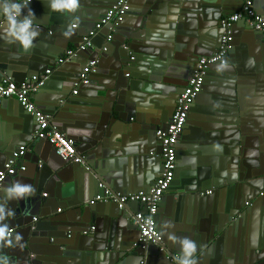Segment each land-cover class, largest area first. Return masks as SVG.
I'll return each instance as SVG.
<instances>
[{
	"label": "crops",
	"instance_id": "1",
	"mask_svg": "<svg viewBox=\"0 0 264 264\" xmlns=\"http://www.w3.org/2000/svg\"><path fill=\"white\" fill-rule=\"evenodd\" d=\"M84 1H87L88 5L83 6V10L86 9L93 12L96 10L95 5L97 0ZM149 1L150 0H131V4L134 7L137 6L140 8V5ZM45 2L48 8H50V0ZM154 2L163 5L165 9L163 12L160 11L155 14L150 22L147 21L145 27L139 26L136 28L138 24L136 16L127 15V22L123 23L124 25L116 34L112 60L115 58L114 55H118V48L116 47L123 42H130L131 38L128 36L129 31H133L135 28V30L141 29V34L135 36L136 43H139L140 46L154 51L158 48L156 45L166 44V48L160 50L157 54L162 55L163 51V54L167 56L163 59L158 57L160 60L154 61V63H156V69L160 73L159 78L149 77L151 67H147L146 62H140L139 65L136 62L134 65H129L127 68V73H129L130 76L134 75V77L132 76L127 80L128 78H126V75H120L121 81L124 83V80H127V85H129V92H127L126 95L127 98L118 97L117 93L114 94L113 92L107 95L105 93V85L112 86L109 79L113 74L112 65L116 62L106 60V64L103 65L104 69H100L99 75L92 78L91 84L80 85L78 87V92L74 94L73 91L76 89L75 85L79 82L80 69L83 67H81V63L85 60L83 55L79 56L78 54L72 61L63 65H56L55 68L53 67L54 73L52 72L49 76L50 78L47 81L46 87L41 91L33 93V96L31 95V101L36 108L47 113V111L50 110V108L47 107L55 104L54 100H56L55 102H58L60 107L63 105L65 107H62V110H56L53 115L54 118L59 116V119L62 121L61 124L64 127H71L74 126L75 122H64V114L69 116L68 118L70 119L74 117H83L86 121H93L94 119L99 120V117H95L92 105L96 100L102 99L103 104H111L112 108L117 106L120 111L125 110L130 114H138L141 109H144L146 114V117L142 118L144 121L151 118L153 120L155 116H161L164 113L162 119L169 125L172 103L175 97L177 96L178 98L179 94L183 91L184 85L188 81L186 77L191 74V71L197 63V59L201 57H210L217 51L220 22L227 15L239 10L240 0H165V2L155 0ZM254 7L258 13L264 16V0H254ZM79 8L74 13L78 14ZM39 11L41 13H34L36 16L34 19H39L40 16L45 14L43 11ZM83 14L84 24L90 26V20L87 18L88 15H86L84 11ZM170 14L174 19L169 20ZM73 24L78 25L77 21H73L70 25L71 31L78 29V26H76L77 28H73ZM165 26L166 31H169L171 34L168 37L169 40L162 38L161 32ZM1 27L2 26H0V52L2 51L6 54L19 52L22 48L20 44L9 42L5 38L7 27L4 28L3 31ZM49 29L50 28H48L47 31H49ZM53 31L52 36H55V34L57 35L53 38L49 35V32L46 34L40 31L39 36L33 41V47L27 50V52L30 53L22 55L26 58L31 56V53L39 56L36 60V64L38 65L37 69H39L37 72L39 73H42V70L48 65L46 54L51 55L54 53L56 57L59 51H63V45L65 41H67L65 38L69 37V39L76 42L79 41V36L76 34L65 37L66 32H63L61 28L58 29L56 27ZM233 35V41L237 47L234 51L235 67H228L227 71L230 73L224 76L225 78L215 71L210 74V77H207V84L204 92L199 95L197 105V112L199 115H203L204 119H200L199 115L197 116V127H194L195 125L192 123L193 120L188 116L190 119L188 118L186 131H188V133H197V131H199L203 134V137H194L192 141L181 145L180 148H178L179 150H177L179 156L187 160V164L183 170V180L177 179L179 182L177 186H188L198 175H209L208 177L213 178V176L218 173H221L219 176H223L231 172L233 176V182L231 184L216 188L217 192L214 197L209 200L208 198L202 200L203 206L199 208L196 215H194L193 212L199 203L195 201L193 196L192 198H188L186 211L182 217L184 222H187L188 219L189 221L193 219L198 221L199 219H211L216 213L218 219L220 218L221 222L223 220L224 225H226L230 222L231 217L234 216H231V212L236 214L233 217V220L235 219V224L231 226L230 232L227 228L229 233L226 238L220 241L221 248L219 259L213 264H230L229 262L233 260L235 256L240 255L243 257L249 255L250 245L253 248L262 247L259 243L264 239V196L262 197L259 194L261 191H264V189L251 190L245 194L242 199L238 196V188L242 185L259 183V178H254V176H256L254 174L259 173L260 170H264V34L258 33L253 29L251 30L243 21H240L235 24ZM134 43L133 41L132 45L137 47ZM93 44L94 48L96 46L103 47L106 41H104L102 36L97 35L93 39ZM73 48L76 47H74L72 43H69L68 49ZM90 55L91 57L89 58L94 59L93 54ZM154 59H156L155 56H149L145 60L149 62ZM26 69L27 67L22 68V66H19L17 70L13 72L12 76L16 79H21L24 75L19 72L22 70L25 72ZM179 74H184V77L181 79L180 76H178ZM52 76L53 79H51ZM150 78L157 80H150ZM231 80L234 81L232 85L228 82ZM171 81L184 84L181 86V91L178 95L174 93L175 88L173 87L174 85H171L173 84ZM165 85L169 87L166 93L173 94L169 99L158 94V90H163ZM176 88H178V86H176ZM217 88L223 92L218 94ZM94 93H97L100 97H96ZM216 100H218L219 104L217 113L212 111V105ZM161 107L162 109H160ZM222 107H226L227 109L224 110V113L230 115V118L234 119L233 122H229L232 123L231 126L223 123L221 115ZM20 109L19 102L15 99H8L0 106V169L6 159L5 152L11 154L21 145H25L29 148V152L25 159L27 169L25 172H20L13 179L12 184L19 182L21 184L31 185L35 189L33 195L23 198L24 210L21 214L26 213V215H28L29 212L37 214L40 204L44 202L50 204L55 202V200L50 196V192L46 188L48 184L42 181L43 171H48V169L45 168V163L43 161H40L42 167L37 165L36 156L33 154L30 144L35 142L36 152L44 156L45 159H48L50 163L55 162L59 157L52 153V155L50 154L52 158H47L50 150L49 146L45 145L44 141H38L33 134L34 132L32 133L36 126L34 120L29 121L27 117L22 119L17 116ZM159 109L161 112L156 115ZM109 114L110 118H112L114 115L117 117L119 112L110 111ZM189 114H191V112ZM49 115L53 120V116L51 114ZM138 117L141 119V116ZM109 122V131H112V137L111 140L107 139V146L117 150L116 144L120 142L122 152L127 160L125 163L118 162V167L117 169L115 168L114 171V173L120 174L116 177V180H121L122 191H131L140 189L141 187L142 189L147 187L149 185L147 181H154L155 177H158L162 171L161 161L155 157L156 152L159 151V146L155 142L156 131L158 129H164L161 127V122L158 125L156 124L152 130H149L153 133H146L143 129V125L134 123V120L130 121L131 124L129 125L119 121ZM59 127L61 128V126ZM31 133L33 135L30 144H28L25 140L29 137L28 135L31 136ZM229 133L233 136L234 140L229 141L226 138ZM81 137L83 139L87 138L85 136ZM91 138L93 139L92 135ZM20 139L23 140L21 141ZM99 143L100 141H98V139L94 140V147H97ZM82 145L85 149L89 146L87 143ZM102 152H106V149H102ZM236 157L240 162V168L239 165L232 166L233 160ZM91 158L97 159L96 157ZM92 168L94 167L92 166ZM104 168L105 165L99 166V170H103ZM40 169L42 171H40ZM246 173H249L247 179L245 178ZM217 180L220 181L221 179L218 178ZM66 185L71 186L72 184L70 182H67V184L60 183V185L53 186V188L58 190ZM5 186L6 184L3 185L0 191V206H3L7 201L9 203L10 200H15L7 196V188ZM69 191H71L70 188ZM178 193L179 192L175 193L174 198V193H165L163 196L164 203L162 202L163 207L168 209L174 206ZM236 198L242 201V208L240 211L236 210L233 206V202ZM243 199L247 202L249 201L252 206H248L247 202L243 204ZM126 208H128L130 212H137L139 210V207L135 204H129ZM159 209L163 211L164 208L159 206ZM58 214L59 216H69L70 218L74 216L71 208H59ZM19 217L18 221L22 222L23 217ZM167 219L168 218L165 216V219L159 224L164 235L166 236L168 234L176 237L178 233L180 238L181 233L177 229L182 226V223H175ZM99 220L101 222L98 221L97 223L100 222V226L102 224L104 227L102 230L103 238H110V236L113 238V243L110 246L113 251H109L108 253H119L125 245V241L121 237V232L118 231L116 226L112 230L113 219L110 218L107 213L99 216ZM173 223L174 226H172ZM94 226L95 224L91 227ZM9 228L15 229V226H10ZM159 229L160 228H158V231L160 233ZM223 229H226V227L224 226ZM175 232L177 233L174 234ZM15 233L16 230L13 235ZM256 252L257 254L255 257H264V250L259 251L258 249ZM205 259L207 262H211L212 258ZM205 259L201 261L202 264ZM88 262L90 264L96 263L95 261ZM102 262L105 264L103 260Z\"/></svg>",
	"mask_w": 264,
	"mask_h": 264
},
{
	"label": "water",
	"instance_id": "2",
	"mask_svg": "<svg viewBox=\"0 0 264 264\" xmlns=\"http://www.w3.org/2000/svg\"><path fill=\"white\" fill-rule=\"evenodd\" d=\"M24 0H12L13 3H20L23 4ZM47 0H30V3L27 4L26 7L23 8L22 15H27L28 10H32L34 13H41L39 10L43 11L45 14L43 16H40L39 19L33 18V28L37 29L39 32H44L52 36L53 29L54 28H61L63 32L68 33V35H65V37L71 36V35H78L79 41H74L72 39L65 38L67 41L64 43L63 51H59L58 56L55 57L54 53L51 55L46 54L48 62L47 67L42 70L44 72L46 69L52 67H56L54 61L62 56L64 52L68 49V44L72 43L74 47H78L79 44L82 43L83 38L88 34V32L95 26V24L107 13L108 9L116 3L117 0H95L96 10L88 11L83 10V6L88 5L87 1L79 0V10L77 13H63V12H52L50 11V8H48L46 2ZM94 1V2H95ZM155 0H150L149 2H145L142 5H140V8L137 6H132L130 2V9L127 13V15L133 16L135 15L138 19L137 27H145L147 24V21H151L155 14H157L160 11H164L165 7L163 5L156 4L154 2ZM162 2H165V0H160ZM170 1V0H169ZM161 4V3H160ZM39 9V10H38ZM99 10V11H98ZM83 11L86 13L88 20H90V26H86L84 24L83 18L84 14ZM99 15H98V14ZM232 14V13H231ZM126 15V17H127ZM36 17V16H35ZM125 19L116 27V30L114 32L113 38L109 43H106L104 46H106V50H102V46L100 47H93L85 52L78 53L79 56L83 55L85 57V60L81 63V67L85 66L91 58L90 54H93L94 59L97 60V71L91 75L90 80L92 82V78L96 75H99L100 69H104L103 65L106 64V60H112L113 57V47L115 46L114 41L116 39V34L118 33L119 29L122 28L124 25L123 23H126L127 20ZM4 19L3 25H1L2 31L4 28L7 27L6 18L3 17L2 14H0V20ZM163 19V18H162ZM174 19L173 16L170 14L169 20ZM73 21H77L76 26H78L77 30L71 31L70 25ZM220 21V20H219ZM240 22V21H239ZM237 22V23H239ZM235 23V24H237ZM243 23H245L243 21ZM76 24V23H75ZM39 26V27H36ZM235 26V25H234ZM49 31H47L48 28ZM74 28V27H73ZM77 28V27H76ZM135 28V29H136ZM82 29V30H81ZM133 30L129 31V38H131L130 42L122 44H119L118 47V55H114V59L112 62V76L110 77V83H112V86L105 85V93L109 95L110 93H114L118 95V97H122L126 99L127 92H129L127 85V80L131 78L134 75H131L127 73V68L129 65H134V63L140 64V62H146L147 67H151V71L149 73V77H155L159 78L160 73L156 69V63L154 61H159L160 59L165 58L167 55L157 54L160 52V50H163L166 48V44L162 45H156L158 48H156L154 51L151 49H148L146 47L140 46L139 43H136L135 36L138 34H141V29L139 30ZM251 29V28H250ZM234 30V27H233ZM252 30V29H251ZM220 31V28H219ZM257 32V31H256ZM109 33L108 28L103 29L101 32H99L98 36H102L104 38V41H106V37ZM261 33V32H258ZM162 38L165 40H169V36L171 35L169 31H166V26L163 28L162 32ZM264 34V33H261ZM57 35L55 34L56 37ZM81 38V40H80ZM137 46L135 47L133 44ZM219 42H220V33H219ZM94 45V44H93ZM113 45V46H112ZM140 46V47H139ZM219 46V43H218ZM232 49L229 51L227 55V60L225 64H213L209 65L207 68V76L204 83L203 91L205 89V86L207 84V77H210V74L212 72H218L220 76L225 78L224 76H227L229 71H227L228 67H235V58H234V51L237 48L235 42L232 43ZM21 47V46H20ZM102 47V48H101ZM50 51V50H48ZM51 52V51H50ZM30 52L25 51L23 48L18 52H15L13 54H6L4 52H0V82L3 79H11L17 83H23L28 81L33 75L38 74L39 69H37L38 65L36 64L37 57H39L37 54L31 53V56H28L27 58L22 55H27ZM89 54V55H87ZM149 56H155L156 59L153 61H146L145 59ZM133 57V59H132ZM160 59H159V58ZM111 58V59H110ZM92 60V59H91ZM199 59H197L196 62H198ZM164 62V60H163ZM232 63V64H230ZM197 64V63H196ZM19 66H22V68L27 67L26 71L22 70L19 72L20 74H23L24 76L21 79L14 78L13 72L17 70ZM196 67V65H195ZM194 67V68H195ZM83 68V67H82ZM80 69V72L82 70ZM194 70V69H193ZM193 70L191 71V74L186 77V80L190 78V76L193 73ZM54 73V72H53ZM127 73V74H126ZM80 74V73H79ZM120 75H126L128 78L127 80H124V83L121 81ZM180 78L182 79L184 77V74H179ZM53 79V76L51 77ZM154 78H150L152 80ZM49 80V79H48ZM157 79H154L156 81ZM226 80V79H225ZM126 81V82H125ZM90 82V84H91ZM229 84H234V81H228ZM171 85H174L175 88L174 93H177V95L181 91V86L184 84L177 83V81H171ZM47 84V82H46ZM46 84L39 90H43L44 87H46ZM187 84V83H186ZM184 85V87L186 86ZM131 85V84H130ZM221 85V84H219ZM178 86V88H176ZM166 87V88H164ZM163 90H158V94L166 97V99L170 98L173 94L166 93V90L169 89L168 86H164ZM168 88V89H167ZM108 89V90H107ZM201 92V93H202ZM223 91L218 90L217 93L221 94ZM96 97H100L97 93H94ZM200 95V94H199ZM33 96V95H32ZM31 96V97H32ZM9 99H15V98H9ZM198 99L199 96L194 101L192 107H191V114H189V117L193 120L194 127H197V116L198 114ZM8 99H5L6 101ZM16 100V99H15ZM176 100L177 96L175 97L173 103H172V111L170 113V118L172 117V114L174 112L175 106H176ZM17 101V100H16ZM55 104L49 105L47 108H50V111H47V114L54 115V112L56 110H62L63 106H59L58 102H55ZM68 102V101H67ZM2 105V104H1ZM0 105V106H1ZM20 105V103H19ZM103 104L102 99L96 100L93 103V110L95 117H99V120H93V121H86L83 117L81 118H68L69 116L64 114L65 120L64 122H75L74 126H67L64 127L61 124V120L59 119V116L54 118L53 116V122L59 127V129L66 133V135L69 138H72L76 143V149L78 153L83 157V161L79 163H74L69 160H64L62 157L58 156L55 152L54 147L45 140L38 139L35 135L37 125L36 121L34 119V116L27 113L26 110L20 105L21 109L17 113V116L24 119L27 117V119L34 120L35 121V127L32 133L35 135V137L38 139V141H44L45 145H48L50 150L47 155V158H52L50 154L54 153L59 157V159L55 160V162H49L48 159H45L44 156L39 155L35 150V142L30 144L31 136L25 140L30 144L31 149L33 150V154L36 156V162L39 167H42V164L39 165L40 161H43L45 163V168L48 169V171H43V177L42 181L44 183H47L48 186L46 187L47 190L50 192V196L54 198L55 202L46 204L45 202L43 204L39 205L38 213L33 214L31 212L28 213V215L21 214V212L24 210L23 208V198L10 200L2 206L5 209V217L3 220H0V226L7 225L8 228L10 226H15L16 233L11 236L8 240L9 242H5L3 244H0V261L6 260L7 264H90L88 261L96 262L95 264H103L102 260L105 264H140L142 260H145L146 264H177V260L180 256V246L178 243L174 242L173 240L169 239L170 235H164L163 230L161 227H159V224L162 220L165 219V216L168 218V221H174L175 223H182L177 230L180 231L181 237L180 238H189L191 240H194L197 244V252L195 255V259L197 261V264H202L201 261H203L205 258H212L211 262H207L205 259L203 264H213L214 262H217L219 259V253L221 248V239L226 238L227 234L231 230V226L235 224V219L233 220V217L236 215L233 212L230 219V222L228 224L224 225V222L221 219L216 216V213L212 216V218H206L204 220L199 219L198 221L196 219L190 220L188 219L187 222H184L183 215L186 211L187 206V199L193 198L196 202L199 203V205L194 210V215L198 213L199 208L203 206L204 199L208 200L212 197H214L216 194V188H219L220 186H224L227 184H231L233 182V176L231 172L219 176L217 175L213 176V178L208 177L209 175H198L196 176L193 182H191L188 186L185 185H178V180H183V170L184 167L187 164V160L184 157L179 156V153L177 151V170L174 177L173 182L171 183L168 191L166 193L172 192L173 198L175 196L176 192H179L176 196V202L174 206H171L170 208L163 207L162 202L164 203V197L162 198V201L160 203V207L164 208L163 211L159 209V212H157L155 218L158 223V228H160V234L162 240H160L158 245L154 244H148L143 245L139 243L140 239V232L138 229V226L133 221V216L135 212H130L128 210L127 205L129 204H135L139 207V210L146 211L145 207L140 205L138 202L129 203L127 204L123 209H119L118 205L113 202L105 203L97 201L93 204L90 202L93 201V199L98 195H104L107 191L110 192H119L121 194L125 193H138L139 191L143 192H149L152 186L155 184L158 177H155L154 181H147L149 185L145 188L137 190H131V191H122L121 188V180H116V177L120 174L114 173L115 168L118 167V162L125 163L127 160L124 157V153L122 152V146L121 143L116 144V149H111L109 146H107L108 140H111V133L112 131H109V124L111 122H122L124 124H131L130 121L134 120V123H140L143 125V129L146 133H153L149 130H152L156 124H160L161 127L164 129L167 128L166 121L163 118V114L161 116H155V118L152 120L147 119L146 121L142 120V118L146 117L145 110L141 109L138 114H130L126 112L125 110L120 111L117 106L112 108V105ZM219 108L218 100L212 105V111H215L217 113ZM162 109V107L160 108ZM158 110L156 112V115L161 112V110ZM226 107H222V120L223 123H226L227 125L231 126L233 122V118H230V115L225 114L224 110H226ZM119 112V115L116 117L115 115L110 118L109 112ZM45 112V111H44ZM46 113V112H45ZM141 116V119L138 117ZM153 117V116H152ZM188 117V118H189ZM200 119H204L203 115H199ZM189 118V119H190ZM218 118V117H216ZM107 119V120H105ZM228 121V122H227ZM158 122V123H157ZM166 124V125H165ZM188 124V121H187ZM186 127V126H185ZM158 128V127H157ZM160 128V127H159ZM156 129V128H155ZM193 130V129H192ZM91 135L94 140L98 139L100 141L99 145L97 147H94V140L91 138ZM193 135V136H191ZM81 136L87 137L86 139H83ZM194 137H203V134L197 131V133H188L186 129H184L182 135L180 136L181 141H179L177 145V150L180 148L181 145L188 143L189 141H192ZM226 138L231 141L234 140L233 136L229 133ZM100 139V140H99ZM21 141L23 139H20ZM93 140V141H92ZM155 142L159 146V151L156 152L155 157L159 161H161L162 170H163V160L161 157V144L160 141L155 136ZM88 144L89 146L85 149L83 148L82 144ZM47 146V147H48ZM27 147V146H26ZM101 147V148H98ZM94 148V149H93ZM93 149V150H92ZM102 149H106V152H102ZM1 150V149H0ZM16 150V149H15ZM29 150V148H28ZM4 152V151H3ZM29 151H27L28 154ZM51 152V153H50ZM7 157L10 156L9 153H4ZM26 154V156H27ZM26 156L24 159H26ZM91 157H96L97 159H93ZM111 158V159H110ZM5 159V160H6ZM106 161V162H105ZM4 164V163H3ZM105 165V168L103 170H99V166ZM238 166L240 168V162L238 161L237 157L233 160L232 166ZM92 166L94 168H92ZM40 171H42L40 169ZM162 172V171H161ZM19 173L9 176L8 179L5 181L4 184H6V188H8L13 183V179L18 175ZM161 174V173H160ZM246 179L249 177V173H246ZM254 178H259V183L255 184H249V185H242L238 188V196L242 199L245 194H247L251 190H262L264 189V170H260L259 173L254 174ZM220 178L221 180L218 181L217 179ZM67 182H70L71 186H64L58 190H55L53 186L60 185V183L67 184ZM146 183V184H147ZM101 185V186H100ZM228 186V185H227ZM69 188L71 191H69ZM183 192V193H180ZM210 192V193H207ZM214 193V194H213ZM237 193V192H236ZM213 194V195H212ZM260 196H264V191H261ZM33 195V194H32ZM211 195V196H210ZM210 196V197H208ZM60 199V200H57ZM243 204H246L247 201L243 199ZM248 206H252L249 201L247 202ZM233 206L236 210H241L242 208V201L239 200V198H236L233 202ZM59 208H71L73 211V218H70L69 216H59L58 209ZM165 210V213H164ZM11 213V214H9ZM109 215L110 218L113 219L112 221V230L116 226L118 231L121 232V237L125 241L124 248L121 249V251L117 254L108 253L111 250V244L113 243V238L110 236V238H103L102 230L104 229L103 225L100 226V220L99 216L106 214ZM19 216H22V222L18 221ZM37 216V217H35ZM198 217L200 218L199 214ZM34 218H36V221H34ZM100 221L99 223H97ZM167 221V222H168ZM95 226L92 229V225ZM98 224V225H97ZM174 226V223L172 224ZM224 226L226 229H223ZM229 229V232L227 230ZM92 229V230H91ZM111 230V231H112ZM226 230V231H224ZM174 232V231H173ZM172 232V233H173ZM175 232L174 234H176ZM17 234H19L22 238L16 239ZM218 235V236H216ZM176 237L179 238L178 233L176 234ZM260 242V241H259ZM259 248H253L250 245V251L249 255L245 256H235L233 260H231L230 264H264V257H255L257 254L256 250L259 249V251L264 250V239L261 240L259 243ZM162 249V250H161ZM210 261V260H209ZM102 262V263H101Z\"/></svg>",
	"mask_w": 264,
	"mask_h": 264
},
{
	"label": "built area",
	"instance_id": "3",
	"mask_svg": "<svg viewBox=\"0 0 264 264\" xmlns=\"http://www.w3.org/2000/svg\"><path fill=\"white\" fill-rule=\"evenodd\" d=\"M130 2L131 0H117L116 3L108 9L104 17H102L83 38L82 43L76 48L67 49L65 53L57 59L55 66L70 62L78 53L93 48L94 37L105 28L109 30L106 37V43H109L113 38L116 27L125 19L130 9ZM23 4H25V0ZM239 21H244L245 24L254 31L264 33V16L256 11L254 0H240L239 10L227 15L221 20L220 42L217 51L210 57H201L198 60L192 75L187 81V85L176 100V106L169 125L165 129H158L156 131V137L161 144L163 170L150 191L125 194L107 191L104 195L96 196L93 201L90 202L91 204L97 201L105 203L113 202L118 205L119 209H123L127 204L134 202H138L145 207L146 211L138 210L133 216V221L138 226L140 232V244L158 245L161 240L155 216L159 210L163 196L168 191L175 177V172L177 170V145L180 136L187 124L188 116L194 101L203 91L208 66L213 64L223 65L226 63L227 55L233 47V27L235 23ZM3 23L4 19H1L0 26L3 25ZM74 28H76V25ZM102 50L105 51L106 46H104ZM53 71V67L48 68L44 72L35 74L28 81L20 84L9 78L3 79L0 82V105L5 99L15 98L27 113L34 116L37 125L35 132L36 137L48 141L54 147L56 154L64 160L79 163L83 161V157L78 153L75 142L59 129L52 121L49 114L37 109L31 101V95L38 92L46 84ZM96 71L97 60L92 59L83 66L80 72L79 82L76 83V89L73 93L76 94L78 92V87L80 85H89L91 82L90 77ZM27 151L28 148L25 145H21L7 157L0 169V191L9 176L26 171L27 165L24 158ZM39 165H41V162H39ZM34 221H36V218H34ZM8 229L10 230L9 239L13 235L15 229ZM92 229L94 228L92 227ZM140 264H146L145 260H142Z\"/></svg>",
	"mask_w": 264,
	"mask_h": 264
},
{
	"label": "clouds",
	"instance_id": "4",
	"mask_svg": "<svg viewBox=\"0 0 264 264\" xmlns=\"http://www.w3.org/2000/svg\"><path fill=\"white\" fill-rule=\"evenodd\" d=\"M30 3V0H25V4L13 3L12 0H0V14L6 18L7 29L5 38L9 42L19 43L25 50H30L33 47V41L39 36V31L33 28V18L35 14L32 10H28L27 15H22L23 8ZM49 6L52 12L74 13L79 8V0H50ZM75 27V24L72 25ZM68 35V33H65ZM35 189L31 185L21 184L16 182L6 189L7 196L10 199H20L34 194ZM11 214V213H9ZM5 217V209L0 206V220ZM10 230L7 225L0 226V244L9 242L8 237ZM22 237L17 234L16 239ZM169 239L178 243L180 246V256L177 264H197L194 258L197 252V244L194 240L187 237L177 238L174 235ZM0 264H7L6 260L0 261Z\"/></svg>",
	"mask_w": 264,
	"mask_h": 264
},
{
	"label": "flooded vegetation",
	"instance_id": "5",
	"mask_svg": "<svg viewBox=\"0 0 264 264\" xmlns=\"http://www.w3.org/2000/svg\"><path fill=\"white\" fill-rule=\"evenodd\" d=\"M188 121V120H187ZM186 127H187V124H186ZM186 127L184 128V129H186ZM179 141H181V138H180V140Z\"/></svg>",
	"mask_w": 264,
	"mask_h": 264
}]
</instances>
